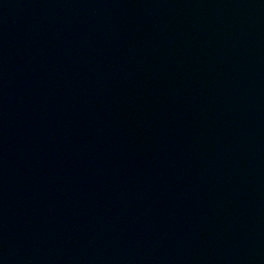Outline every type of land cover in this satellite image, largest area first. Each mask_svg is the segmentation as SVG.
Returning a JSON list of instances; mask_svg holds the SVG:
<instances>
[{
  "label": "water",
  "instance_id": "1",
  "mask_svg": "<svg viewBox=\"0 0 264 264\" xmlns=\"http://www.w3.org/2000/svg\"><path fill=\"white\" fill-rule=\"evenodd\" d=\"M0 264H264V0H0Z\"/></svg>",
  "mask_w": 264,
  "mask_h": 264
}]
</instances>
